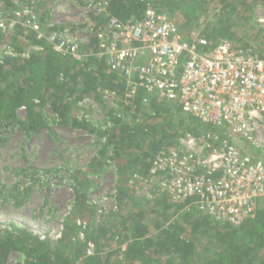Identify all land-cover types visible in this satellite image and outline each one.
I'll return each mask as SVG.
<instances>
[{"label":"built area","instance_id":"obj_1","mask_svg":"<svg viewBox=\"0 0 264 264\" xmlns=\"http://www.w3.org/2000/svg\"><path fill=\"white\" fill-rule=\"evenodd\" d=\"M108 4L86 0L75 20L63 24L54 15L43 23L33 10L19 7L0 20V35L25 25L35 40L71 60L104 64L123 82L122 102L133 103L141 92L145 107L154 97L205 127L159 151L146 178L133 174L141 196L163 198L180 215L196 211L233 227L264 212V53L232 41L207 49L200 32H185L153 6L139 19L121 21ZM117 97L103 93L108 102ZM93 252L89 244L86 255Z\"/></svg>","mask_w":264,"mask_h":264},{"label":"trees","instance_id":"obj_2","mask_svg":"<svg viewBox=\"0 0 264 264\" xmlns=\"http://www.w3.org/2000/svg\"><path fill=\"white\" fill-rule=\"evenodd\" d=\"M48 7L60 0H43ZM83 6L86 0H76ZM214 7L219 8L220 14L207 23L201 31L207 40V49L223 41H232L243 48H255L264 53V38L252 46L246 36H238L237 16L248 22L246 7L261 3L264 0H217ZM36 2L41 8V0H0V13L12 14L19 7L30 6ZM178 3L183 4L181 18L184 24H179L171 13ZM212 4V0H109V13L121 21L139 19L147 6H153L159 11L166 12L185 32H189L199 17L200 6ZM43 23H47L40 18ZM22 31V30H21ZM30 44L38 45L42 51H36L27 58L3 53L0 57V133L6 132L9 126H15L25 134L35 133L46 128V120L42 113L43 106L50 102L53 111L60 117L61 124H67V97L77 91L80 99L93 98L103 102V94L99 88H109L117 94L119 111H110L104 127L93 128L81 121L74 127L96 133L97 138L105 139V147L99 152L96 167L101 168L106 160V148L112 146L113 154L124 144L135 146V166L132 169L141 174H147L153 157L161 150L174 145L185 134L200 135L205 127L197 120L185 116L180 111L154 97L149 98V106L142 103L143 94L140 92L133 103L122 102L124 91L123 82L114 73L108 71L104 64L94 58L84 62L71 60L51 49L44 42L35 40L34 36H25ZM264 37V36H263ZM107 83V84H106ZM77 98V99H78ZM76 99V100H77ZM103 106V105H102ZM25 110V120H20L17 113ZM144 109H149L153 117L159 119L155 125L148 120L134 122L131 127L122 122L120 112H127L137 119ZM119 115V116H118ZM166 117L164 122L163 120ZM106 125V126H105ZM113 159V158H112ZM148 159V160H147ZM119 162L121 174L126 172L127 165ZM131 168V166H130ZM120 172V171H119ZM88 186L83 179L74 180V204L86 207ZM116 201L132 207H139L130 192L125 187V179L121 175L116 186ZM163 199V198H162ZM157 199L151 204L143 201L146 206L156 207L162 201ZM165 200V199H164ZM143 210L132 213L125 218L118 235L127 241L126 259L135 264H156L160 253H166L165 264H264V212L257 211L256 215L242 225L233 227L229 224L215 223L196 211L182 214L181 220L191 226L189 238L182 234L181 226L173 227V231H160L150 235L148 226L142 223ZM59 238L42 237L35 232L17 227L0 228V264L7 263L10 253H16L24 258L23 263L10 264H117L110 252L103 253L104 242L109 229L107 223L100 222L85 233L83 239L74 238L77 229L72 219L67 218ZM79 227V226H78ZM206 240L210 248L204 249L201 255L196 248L193 238ZM94 246L93 255L87 256V246Z\"/></svg>","mask_w":264,"mask_h":264},{"label":"rangeland","instance_id":"obj_3","mask_svg":"<svg viewBox=\"0 0 264 264\" xmlns=\"http://www.w3.org/2000/svg\"><path fill=\"white\" fill-rule=\"evenodd\" d=\"M41 1V8L36 2L31 3L28 8L45 22H50L53 15L54 21L59 24L75 20L74 17L82 7L76 0L56 1L50 7L47 1ZM217 2L212 0V4L200 6L199 17L191 30L201 33L205 25L220 14L221 10L214 7ZM182 8L183 4L178 3L171 9V13L181 25L184 24L181 18ZM245 14L248 22L239 15L236 18L238 36L244 34L249 44L256 47L264 38V23L259 22L260 19H264V5L253 3L246 7ZM10 16L11 14L7 12L0 13V20L8 19ZM24 26L17 25L13 33L0 35V57L4 53L3 46L21 58H27L35 52V46L20 35L22 32L25 36H34ZM105 91L112 90L100 87L99 95ZM78 97L77 89L73 96L67 97V102L71 104H67L68 115L65 125L60 123V117L47 101L42 108L46 128L25 134L17 127L9 126L6 132L0 133V228H10V225L14 224L42 237L56 238L61 236L66 219L70 218L77 226L71 239L81 240L91 226L105 222L109 233L107 239L103 241L102 250L103 253L110 252L112 260L117 261V264H135L126 259L127 241L123 240L117 231L122 227L125 218L140 209L144 211L141 221L148 226L149 236L163 230L173 231V227L181 226L184 230L182 234L189 238L191 226L181 220L180 214L177 213L178 206L164 199L156 207L146 206L143 201L152 204L155 200L141 196L137 191L138 183L132 186L133 174H138L142 178L147 177V174L132 169L135 166L134 145L124 144L116 154H113L112 146H109L106 148L105 157L111 159L106 160L100 169L96 167V160L99 152L105 147L106 140L98 139L95 132L89 133L74 126L84 121L93 128L104 127L110 111L117 112L119 107L116 100L108 102L103 98V103L93 98ZM118 114L123 119L122 122L128 123L131 127L136 120L139 122L147 119L151 125L159 121L153 117L154 114L149 109H144L137 119L124 111ZM17 117L24 121L25 110L20 109ZM165 120L166 117L160 121ZM228 140L238 143V140L229 137ZM119 162L123 165L131 162V168L127 165L126 172L121 174ZM121 175L125 179V187L132 192L135 201L141 206L130 208L117 203L116 186ZM75 177L83 179L88 186L86 207L74 204ZM193 241L201 255L204 254L205 248H210L206 240L194 237ZM157 257L160 260H155L156 264H165L166 253H160ZM23 262L24 258L16 253H10L7 257L9 264Z\"/></svg>","mask_w":264,"mask_h":264}]
</instances>
